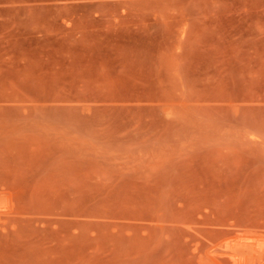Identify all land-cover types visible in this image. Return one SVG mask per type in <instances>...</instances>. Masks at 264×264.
<instances>
[{
	"label": "rangeland",
	"instance_id": "rangeland-1",
	"mask_svg": "<svg viewBox=\"0 0 264 264\" xmlns=\"http://www.w3.org/2000/svg\"><path fill=\"white\" fill-rule=\"evenodd\" d=\"M0 264H264V0H0Z\"/></svg>",
	"mask_w": 264,
	"mask_h": 264
}]
</instances>
